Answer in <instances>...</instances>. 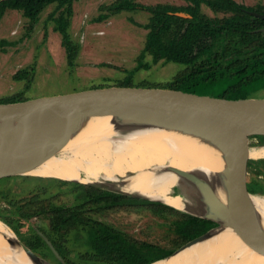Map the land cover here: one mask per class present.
I'll use <instances>...</instances> for the list:
<instances>
[{
	"label": "rangeland",
	"instance_id": "374dc122",
	"mask_svg": "<svg viewBox=\"0 0 264 264\" xmlns=\"http://www.w3.org/2000/svg\"><path fill=\"white\" fill-rule=\"evenodd\" d=\"M116 1L75 0L72 12L68 10L67 5L59 6L52 3L42 11L35 22L24 16L21 10L7 9L0 19V39H5L11 44L0 49V101L18 98L27 100L105 86L175 87L176 77L189 66L168 57L154 62L153 55L149 52L142 56L146 50L152 14L141 9L124 10L113 14L110 6ZM135 1L144 5L185 7L189 5L186 0ZM236 1L248 7L264 8V0ZM199 12L208 20L231 15L230 12L216 11L205 3L200 6ZM101 14L109 16L99 20ZM176 14L180 17H191V14L186 12ZM63 15L66 17L64 21L68 20L67 30L72 45L77 46V54L72 65L68 62L63 36L57 29V19ZM163 41L165 46L171 47V51H176L181 44V35L175 38L174 34H169ZM15 96L17 98H13ZM255 97L264 98V88L256 91ZM89 129L75 126L73 134L79 138H87L92 135L85 134ZM116 130L121 132V128ZM250 146L253 150H261L264 147V137L250 136ZM231 167L230 162L226 165V170ZM132 174L133 171H128L126 175H118L116 180L100 177L92 181L65 180L70 178L30 173L3 177L0 179V227L16 235L44 261L50 264H59V261L73 264L79 259L80 254L90 252L88 232L80 231V237L74 233L75 229L66 232L69 256L65 259L52 241L56 239L51 227L52 213L42 209L45 207L50 209L52 205L78 204L80 201L77 200L76 193L81 189L94 188L97 193L106 190L126 191L118 183H122L126 176ZM183 179L185 178L178 176L171 193L177 187L187 186L183 183L186 180ZM62 180L79 184H62ZM248 182L255 195L264 196V156H251ZM126 193L136 194L129 191ZM38 211L40 213L35 214ZM85 215L117 229L134 242L153 243L175 248V251L187 243H183L175 231L176 223L185 215L162 206H125L108 209L95 206ZM38 234L47 245L39 242ZM47 240L53 244L60 257L54 253ZM96 261L102 263L100 259Z\"/></svg>",
	"mask_w": 264,
	"mask_h": 264
},
{
	"label": "water",
	"instance_id": "95a60500",
	"mask_svg": "<svg viewBox=\"0 0 264 264\" xmlns=\"http://www.w3.org/2000/svg\"><path fill=\"white\" fill-rule=\"evenodd\" d=\"M3 1L0 0V3ZM250 12L264 18V13ZM180 15L184 16L185 13ZM104 115L116 116L115 129L121 128V131L151 125L195 128L214 135L229 152L232 167L225 170L230 176L228 203L219 198L203 171L170 168L185 178L183 183L191 190L197 189L196 208L185 207V210L212 219L218 225L188 241L167 258L227 227L232 228L252 250L264 255V236L255 226V208L251 200L255 194L248 182L250 136L264 137V98L213 96L188 91L178 85L172 88L121 85L87 88L27 100L0 101V122L14 121L22 125L15 134L2 136L0 179L27 174L45 163L52 155V136H58V141L64 144L72 136L79 116ZM59 126L63 128L62 132ZM138 196L164 202L141 194ZM7 241L10 245L14 243L12 239ZM47 242L60 257L53 244ZM16 243L33 264H50L17 237Z\"/></svg>",
	"mask_w": 264,
	"mask_h": 264
},
{
	"label": "trees",
	"instance_id": "16d2710c",
	"mask_svg": "<svg viewBox=\"0 0 264 264\" xmlns=\"http://www.w3.org/2000/svg\"><path fill=\"white\" fill-rule=\"evenodd\" d=\"M74 1L5 0L0 3V19L7 9H16L21 10L24 16L35 22L48 5L52 3H57L59 6L67 5L68 10L72 12ZM186 1L189 5L185 7L144 5L135 0H117L110 6V11L114 14L124 10L141 9L152 14L146 50L142 56L149 52L153 55L154 62L168 57L189 66L185 72L176 77L175 82L179 87L201 94L233 99L255 97L256 91L264 88V32L260 30L264 29V18L250 11L264 13V8L248 7L236 0ZM203 3L216 11L230 12L231 15L222 19L208 20L199 12ZM177 12L189 13L191 17H180L176 14ZM107 16L109 15L101 14L98 19L103 20ZM64 19H66L64 15L57 19V29L63 36V45L68 52V62L72 65L77 54V46L72 45L67 30L68 20L64 21ZM169 34H174L175 38L181 35V44L176 51H171V47L165 46L163 39ZM9 44H11L9 41L0 39V49L6 48ZM15 100L20 99L11 101ZM65 180H62V184H79ZM93 189L77 191L76 197L80 202L74 206L52 205L50 209L47 207L42 209L52 213L51 227L56 234V239L52 241L65 259L69 256L66 232L75 229L74 233H77V236L82 230L88 232L90 252L80 254L79 259L73 264H154L175 251V248L131 241L117 229L87 217L85 213L93 210L95 206L107 209L125 206H162L172 211L182 212L185 217L176 223L175 231L183 243L218 225V222L214 220L180 210L161 201L118 191L106 190L97 193ZM171 195L179 194L173 189ZM37 213L40 212L35 214ZM38 239L40 243L47 245L39 234ZM96 259H100L102 263H98ZM59 264L63 262L59 261Z\"/></svg>",
	"mask_w": 264,
	"mask_h": 264
},
{
	"label": "bare ground",
	"instance_id": "6f19581e",
	"mask_svg": "<svg viewBox=\"0 0 264 264\" xmlns=\"http://www.w3.org/2000/svg\"><path fill=\"white\" fill-rule=\"evenodd\" d=\"M115 117L79 116L75 126L89 127L85 134L92 135L79 138L72 133L64 144L58 141V136L53 135L52 155L28 173L92 181L100 177L116 180L118 175L133 171L134 174L122 181L124 190L162 199L182 209V198L171 195L178 176L168 168L201 170L211 180L219 198L229 202L230 176L226 172V165L231 160L226 159L229 158V152L214 135L191 127L165 125L118 132L115 129ZM21 127L19 122H0V141L3 135H13ZM59 130L62 132L63 128L59 126ZM250 155L264 156V147L261 150L251 149ZM251 200L255 208V226L264 236V196L252 195ZM7 239H12L13 245ZM0 264H33L16 243V235L1 227ZM155 264H264V255L252 250L232 228L227 227Z\"/></svg>",
	"mask_w": 264,
	"mask_h": 264
},
{
	"label": "crops",
	"instance_id": "0c3cea01",
	"mask_svg": "<svg viewBox=\"0 0 264 264\" xmlns=\"http://www.w3.org/2000/svg\"><path fill=\"white\" fill-rule=\"evenodd\" d=\"M183 190L186 193L187 200H184L183 197L179 195L182 198L183 203H184V206L182 209L185 210V207H188V208L191 207L194 210L196 208V201H197L195 190H197V189L195 188L193 191L188 186H184ZM176 196H178V195H176Z\"/></svg>",
	"mask_w": 264,
	"mask_h": 264
},
{
	"label": "flooded vegetation",
	"instance_id": "af4514ba",
	"mask_svg": "<svg viewBox=\"0 0 264 264\" xmlns=\"http://www.w3.org/2000/svg\"><path fill=\"white\" fill-rule=\"evenodd\" d=\"M263 29V28H262ZM262 29H260V30H262ZM182 188H183V186H182ZM181 187H177L175 190H176V192L180 195V196H182L183 197V199L184 200H187V198H186V193L184 192V190L182 189ZM212 220V219H211Z\"/></svg>",
	"mask_w": 264,
	"mask_h": 264
}]
</instances>
